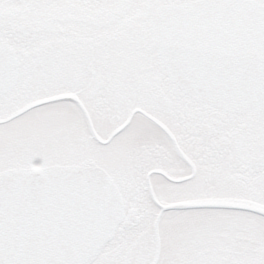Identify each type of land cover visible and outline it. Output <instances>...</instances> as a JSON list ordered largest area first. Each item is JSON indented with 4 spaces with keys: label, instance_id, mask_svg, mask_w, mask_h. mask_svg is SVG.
Segmentation results:
<instances>
[{
    "label": "snow or ice",
    "instance_id": "6c2138e0",
    "mask_svg": "<svg viewBox=\"0 0 264 264\" xmlns=\"http://www.w3.org/2000/svg\"><path fill=\"white\" fill-rule=\"evenodd\" d=\"M0 264H264V0H0Z\"/></svg>",
    "mask_w": 264,
    "mask_h": 264
}]
</instances>
